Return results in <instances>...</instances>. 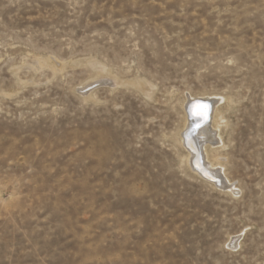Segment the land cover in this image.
<instances>
[{
    "label": "rangeland",
    "instance_id": "rangeland-1",
    "mask_svg": "<svg viewBox=\"0 0 264 264\" xmlns=\"http://www.w3.org/2000/svg\"><path fill=\"white\" fill-rule=\"evenodd\" d=\"M0 264H264V0H0Z\"/></svg>",
    "mask_w": 264,
    "mask_h": 264
},
{
    "label": "bare ground",
    "instance_id": "bare-ground-1",
    "mask_svg": "<svg viewBox=\"0 0 264 264\" xmlns=\"http://www.w3.org/2000/svg\"><path fill=\"white\" fill-rule=\"evenodd\" d=\"M101 73L104 75L105 72L104 73L101 72ZM105 76L106 77L104 78L102 77L101 79V81L103 82L96 81V82H92L86 85L84 90H82V93L85 95L88 92L90 93V91L94 90L95 88L101 85H106L107 83L111 84V86L112 84L113 85L120 84L119 80L117 79L118 77L114 78L113 75L112 76L105 75ZM223 99L224 98H217V97H212V96L211 97L203 96L199 98L198 97L196 98L194 96H189V99H187L188 102L186 100L187 104L186 106H184V111L186 114V124H185L184 131L182 132V135H181V140L183 141V144L189 154L188 163H189L190 169L195 174H198L199 176H201L207 182L213 184L214 186L222 190H225L233 194V193H236L237 189L233 185V183H231L229 179L226 177L225 170H224L225 165L223 163L222 155L220 154V149L225 147V143H224L222 133H221L223 119L221 118V114H220V111L222 109ZM195 101H200L206 104L207 106L211 107L212 109L210 120H208L206 123H203L202 125L198 127H195L194 125L199 120L190 119L187 113V106L190 103H193ZM187 130L193 131L195 140L196 142H198L200 146L197 152H193L192 150L186 147L183 135ZM203 172L207 173L209 178H206L203 175ZM233 242L232 244L235 243Z\"/></svg>",
    "mask_w": 264,
    "mask_h": 264
},
{
    "label": "water",
    "instance_id": "water-1",
    "mask_svg": "<svg viewBox=\"0 0 264 264\" xmlns=\"http://www.w3.org/2000/svg\"><path fill=\"white\" fill-rule=\"evenodd\" d=\"M212 109L211 107L207 106L206 104L200 102V101H195L193 103H190L187 106V113L190 119H197L199 120L194 126L198 127L202 125L203 123H206L208 120H210V115H211ZM186 147L193 152L198 151V145L195 140V136L193 134V131H187L183 135ZM196 164V163H194ZM203 175L206 178H209L207 173L203 172Z\"/></svg>",
    "mask_w": 264,
    "mask_h": 264
}]
</instances>
